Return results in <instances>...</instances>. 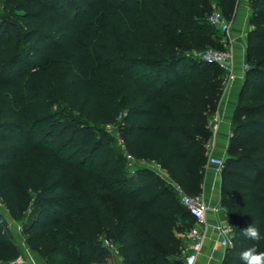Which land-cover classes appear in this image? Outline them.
<instances>
[{"label":"trees","instance_id":"1","mask_svg":"<svg viewBox=\"0 0 264 264\" xmlns=\"http://www.w3.org/2000/svg\"><path fill=\"white\" fill-rule=\"evenodd\" d=\"M239 2L0 0V203L46 264H106V242L123 264H186L178 235L195 220L137 163L203 194L227 80L194 53L224 50L210 17L233 22ZM248 6L249 68L222 171L234 231L222 264L264 253V0ZM253 224L259 240L243 234ZM21 254L0 220V264Z\"/></svg>","mask_w":264,"mask_h":264},{"label":"built area","instance_id":"2","mask_svg":"<svg viewBox=\"0 0 264 264\" xmlns=\"http://www.w3.org/2000/svg\"><path fill=\"white\" fill-rule=\"evenodd\" d=\"M210 23L211 25L219 28L222 31V33L225 35V37L227 38L229 37L232 30L233 22H230L227 19H225L219 10L214 11L212 16L210 17ZM194 56L206 63L216 65L225 73L227 80L226 89L228 88V86H230L233 82H235L238 79V76L234 70L235 58L230 50L222 51L211 48L203 52L195 53ZM248 68L249 67L245 62V64L243 65V70L245 74ZM127 160L130 162V167H133L136 164L135 160L130 156H127ZM208 166L215 167L222 174V171L224 169V160L218 158H211L209 160ZM147 167L154 170V172L162 180L168 182L175 188V190L177 191V193L181 198V202L183 206L187 209L188 213L195 220V225L190 231H188L185 234L178 235V237L184 240L185 243L187 244L186 250L188 255L186 258V264L198 263L203 251L204 242L206 238L211 234H213L217 238V243L224 250V253H226L227 250L233 247L232 239H233L234 231L227 211L224 213V217L210 224L207 215L210 212L218 214L220 212L219 208L210 206L206 202L203 194L200 196L187 195L181 188L177 187L169 180L167 175L163 173L160 167L155 165H147ZM6 215H7V211L4 208V206L0 203V217H1L0 220L2 224L7 223ZM226 223L230 227L227 226ZM18 244L22 250V254L11 264H37L35 260V256L33 255V252L30 250L29 246L27 245L26 240L24 238L22 239L20 238L18 240ZM105 245L109 248L112 254L118 256V252L114 247V245H112L110 242H106Z\"/></svg>","mask_w":264,"mask_h":264},{"label":"crops","instance_id":"3","mask_svg":"<svg viewBox=\"0 0 264 264\" xmlns=\"http://www.w3.org/2000/svg\"><path fill=\"white\" fill-rule=\"evenodd\" d=\"M232 25L229 37L227 38L224 35L221 43L224 45V50H230L234 55V70L238 79L226 89L218 111L214 116L212 122L213 140L209 146L210 159L225 160L227 156L233 117L244 86L245 73L243 65L246 61L247 37L251 28L248 0H240ZM221 185V172L215 167L208 166L203 195L210 206L220 209L218 214L210 212L207 215L210 224L224 217L226 212L222 205ZM224 255V250L218 245L217 238L211 234L204 242L203 251L197 264H222ZM120 263H122L121 259L113 254L106 264Z\"/></svg>","mask_w":264,"mask_h":264},{"label":"rangeland","instance_id":"4","mask_svg":"<svg viewBox=\"0 0 264 264\" xmlns=\"http://www.w3.org/2000/svg\"><path fill=\"white\" fill-rule=\"evenodd\" d=\"M224 38L222 37L221 38V41L223 40ZM217 50H220V49H217ZM190 53H192V51H190ZM195 55V53H194ZM108 130V133L110 134V136L117 141V145H116V148L117 150L122 153L123 152V146H122V143H121V140H119L118 138V135L115 131V129H113L112 127H108L107 128ZM139 166L142 165V166H147L146 164H142V163H137ZM137 164L135 166H137ZM130 167V166H129ZM7 229H8V234L15 240V242H17L20 238H24L23 234H22V226L24 224L22 223H18V222H15L11 216L7 213ZM28 219H29V216H28ZM33 255L35 256V260L37 262V264H46V262L38 255V254H35L33 253Z\"/></svg>","mask_w":264,"mask_h":264},{"label":"clouds","instance_id":"5","mask_svg":"<svg viewBox=\"0 0 264 264\" xmlns=\"http://www.w3.org/2000/svg\"><path fill=\"white\" fill-rule=\"evenodd\" d=\"M227 226L229 225L227 224ZM243 234L252 240L260 239L259 230L254 224L244 229ZM240 259L243 264H264V253L257 252L256 248L252 247L242 252L240 254Z\"/></svg>","mask_w":264,"mask_h":264},{"label":"water","instance_id":"6","mask_svg":"<svg viewBox=\"0 0 264 264\" xmlns=\"http://www.w3.org/2000/svg\"><path fill=\"white\" fill-rule=\"evenodd\" d=\"M101 130L105 131V130H106V128H105V127H102V128H101ZM120 264H123V263H120Z\"/></svg>","mask_w":264,"mask_h":264}]
</instances>
